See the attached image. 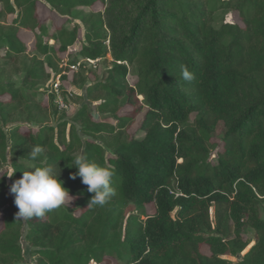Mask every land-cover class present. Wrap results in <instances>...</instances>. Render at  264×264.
Here are the masks:
<instances>
[{
  "label": "trees",
  "instance_id": "obj_1",
  "mask_svg": "<svg viewBox=\"0 0 264 264\" xmlns=\"http://www.w3.org/2000/svg\"><path fill=\"white\" fill-rule=\"evenodd\" d=\"M44 1L69 16L100 0ZM221 11L236 13L242 25L225 22ZM76 15L86 27L79 59H112L85 98L116 121L117 130L95 122L86 105L68 130L65 121L39 123L44 108L38 95L48 90L47 68L56 70L50 61L29 58L20 85L0 81V264L22 262V238L36 264H231L222 257L238 252L239 264H264V0H108L102 15ZM19 30L45 36L33 50L52 56L74 45L78 27L49 35L37 0H0V80L3 68L27 52ZM182 65L194 73L192 81L182 79ZM129 68L136 73L133 85ZM122 106L131 111L120 114ZM20 120L38 125L36 132L21 130ZM218 123L225 129L222 153L210 167L205 149ZM35 145L44 151L32 161ZM81 151L115 169L117 195L104 207H88L94 194L80 177L71 179ZM45 163L59 172L72 202L17 220L8 183ZM7 168L16 169L11 177ZM211 208L218 233L231 223L232 240L212 233ZM248 228L254 236L249 244L241 239Z\"/></svg>",
  "mask_w": 264,
  "mask_h": 264
},
{
  "label": "rangeland",
  "instance_id": "obj_2",
  "mask_svg": "<svg viewBox=\"0 0 264 264\" xmlns=\"http://www.w3.org/2000/svg\"><path fill=\"white\" fill-rule=\"evenodd\" d=\"M108 0H100L96 2L92 7L90 8H77L72 15L64 16L59 14L57 11L53 10L44 0H37V14L38 17L42 20H45V27L47 29V33L49 35L53 34L56 28H65L67 30L73 29L75 26L78 27L77 32V39L73 46H71L66 53L63 54H57V55H48V56H40L33 50L34 44L36 40L41 39L42 41H45V36H40L37 32H30L26 30H19L18 35L21 39V41L24 43V45L27 48V52L24 56L19 58L17 61H14V63L5 66L3 68L4 75L2 76V79L0 80L2 83H12L15 85H20L21 79L23 76V73L21 72L23 69V64L27 63L29 58L36 56L38 59L42 60L43 62H51L56 66V70L48 69L47 71L49 73V79L51 78V71L52 72H64L65 75H62V77H65V79H61L59 82V90L58 95L60 98V101L65 105V109L58 110L56 114L52 112V109L55 106V94L51 93L49 89L46 91V93H40L38 95V99L40 100L43 108H44V115L40 119V124L53 126L55 127L59 122L65 121L68 123L67 130L69 129V125L72 124L71 118L75 114L76 111H78L81 106L86 105L89 109V111L93 114V120L97 123H106L111 128H115L117 130L116 121L106 119L107 117H104L100 114H98L95 111V103L88 102L85 98V90L87 87L95 84L96 82H99L102 79L103 73L106 69H108L111 66V57L108 54L105 59H100L98 61H93L92 64H85L82 63L76 71H70L67 66L71 64H75L79 62L80 58V48L82 45L86 44L85 41V34H86V27L82 24L80 21V18L77 17L76 14L79 12H85L87 15L92 14H103L104 9L107 6ZM219 18H222L227 23H233L236 25L241 26V22L239 20V17L236 13L233 12H223L221 11L219 13ZM12 17H8L5 22L2 24L9 25ZM103 34H107V30L103 29ZM107 44V42H106ZM49 45L57 47V44H55L53 41H49ZM128 83L129 85H133L136 81V73L135 70L132 68H129L128 70ZM39 93V92H38ZM53 96V99L51 98ZM140 100V99H139ZM145 108H143L142 112L135 117V119L130 123V131H133L136 126L139 124V122L142 119L143 113ZM131 109L126 106H122L120 108V114H125L127 112H130ZM195 119V115H191L189 126H192L193 121ZM16 124H19L21 127V130H32L33 132H36L38 125L36 124H29L25 122L17 121ZM77 132L81 138H84L81 134L79 127L76 126ZM225 132L224 126L222 123H218L215 127L214 133L211 134L210 141L208 145L206 146L205 150H208L209 154L208 157L205 159V165H208L210 167L216 165L217 157L220 153H222V137ZM138 138L142 137L141 133L137 134ZM8 174H10L11 169L7 168ZM174 185V184H173ZM9 189L10 185L8 183ZM72 202V199L70 202L63 206H69ZM210 221H211V230L212 233L215 236L221 237L224 241H229L234 238L233 235V229L231 223L228 222V224L223 228L222 233H218V227L217 224L213 218V208L210 210ZM153 209L148 210V214H152ZM259 214L261 219L264 220V201L259 203ZM1 211H0V223H1ZM23 235L25 234V227L23 228ZM241 239L243 242H246L247 244L252 243L254 241L253 232L248 228L244 230V232L241 233ZM21 248H22V262L18 264H36V257L33 254V249L27 245V243L24 241V239H21ZM201 252L204 254H209V251L206 247H202ZM243 252H238L235 256L226 255L222 258L229 261L231 264H239L241 260ZM90 264H95L91 262Z\"/></svg>",
  "mask_w": 264,
  "mask_h": 264
},
{
  "label": "clouds",
  "instance_id": "obj_3",
  "mask_svg": "<svg viewBox=\"0 0 264 264\" xmlns=\"http://www.w3.org/2000/svg\"><path fill=\"white\" fill-rule=\"evenodd\" d=\"M181 76L185 81H192L195 76L187 66H181ZM44 151L40 145H35L28 153L29 159L36 161ZM73 166L77 171L71 175V179L81 178V182L87 186V191L92 193L88 207H104L116 195L113 185L115 176L114 167H104L90 161L87 154L81 151L76 155ZM15 168H12L11 177ZM59 172L45 163L43 166H35L32 170L23 171L21 178L13 181L9 189L14 194V204L18 208L17 220L27 221L34 217H43L47 212L58 209L68 204L72 197L68 189L63 187V181L58 179Z\"/></svg>",
  "mask_w": 264,
  "mask_h": 264
},
{
  "label": "built area",
  "instance_id": "obj_4",
  "mask_svg": "<svg viewBox=\"0 0 264 264\" xmlns=\"http://www.w3.org/2000/svg\"><path fill=\"white\" fill-rule=\"evenodd\" d=\"M98 61V60H95ZM92 64L93 61L92 60H88V59H81L79 60L78 63L75 64H71L69 66H67L69 68L70 71H76L77 68L82 64ZM66 73L64 72H52L51 71V78L46 82V84L44 85V88L49 89V91L51 93L55 94V98L57 100H55V105L58 107L59 110H63L65 109V105H63V103L60 101L59 95H58V88H59V82L62 79V75H65Z\"/></svg>",
  "mask_w": 264,
  "mask_h": 264
}]
</instances>
